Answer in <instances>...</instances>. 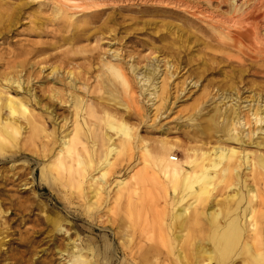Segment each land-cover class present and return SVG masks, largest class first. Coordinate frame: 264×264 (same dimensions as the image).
<instances>
[{
	"label": "rangeland",
	"instance_id": "374dc122",
	"mask_svg": "<svg viewBox=\"0 0 264 264\" xmlns=\"http://www.w3.org/2000/svg\"><path fill=\"white\" fill-rule=\"evenodd\" d=\"M177 1L192 3L197 0H157V6H152L156 10L143 15L136 12L152 10L151 5H145V0H130L126 5L131 10H117L108 24L97 31L88 30L89 33L77 44L85 51L67 45L71 28L69 32L65 29L59 32L57 25L50 21L48 12L41 13L42 22H38L32 16L37 9L31 7L10 25L0 24V73L17 71L16 66L24 62L20 65L25 72L22 78L29 80L30 93L40 100L41 106L51 103L50 108L58 115L56 123L49 120L47 123V131L52 136H60L64 125L61 118H68L71 109L47 99L44 91L53 86L69 90V84L73 83L75 90L72 94L83 103L82 116L93 131L99 153L105 149L101 140L106 137L117 139L104 123L108 115L126 122L151 148L158 147L159 141L164 139L175 143L171 153L180 161H184L187 148L206 149L225 140L226 128L232 121L239 122L236 125L239 133L251 134L253 143L249 144L246 137L240 144L226 141V146L239 150L241 157L250 151L264 154V142L256 145L264 138V133L259 131L264 130V122H254V114L264 117V66H261L264 63L248 65V60H244L247 66L240 70L236 63L225 57L240 54L236 50L219 48L214 40L215 33L204 23L192 20L185 11H178L173 6ZM210 7L216 9L214 3ZM113 11L112 8L105 10L96 26L101 25L107 16H112ZM106 62L124 71L130 81L129 89L125 91L116 82L110 84L106 81L102 68ZM52 67L57 71L53 75L50 74ZM68 70L73 71V78L67 76ZM150 72L153 74L151 85L143 81ZM153 85L158 90L150 95L154 91ZM19 96L28 98L25 92ZM38 108L36 112L45 116L46 113ZM54 142V137L50 142L46 137L39 138L33 146L35 150L46 147L49 151L56 146ZM25 148L32 149L28 145ZM18 155L15 159L0 160V202L3 200L0 205V264H38L43 259H54L55 264H59L54 248L74 235L66 225L65 234L58 233L56 239L52 238L51 227L37 222L42 215L41 202L47 203L46 215L60 214L71 221L75 229H81L78 232L82 239L86 236L97 238L102 233L112 236L108 227L110 223L105 224L108 228L104 225L97 230L96 219L90 220L82 211L85 202L95 200L92 195L96 184L86 181L81 195L73 194L71 189L50 186L40 181V168L52 159L39 158L27 150ZM120 163L124 169L119 171L116 167V173L109 174L101 186L99 216L103 219L100 221L114 218L119 222L123 218L122 203L114 204L119 202L115 200L116 183L124 180L127 185L140 187L139 200L145 211L141 212L138 223L139 217H132V225L136 228L146 217L151 221L152 212L163 207L161 179L151 167L141 163L136 150L123 156ZM184 166L188 169L187 165ZM29 173L34 176L33 186L30 183L23 185L30 182ZM94 174L97 176V171ZM240 174L249 185L244 168ZM61 198L73 205L62 206ZM152 227L153 232L158 230L157 223Z\"/></svg>",
	"mask_w": 264,
	"mask_h": 264
},
{
	"label": "bare ground",
	"instance_id": "6f19581e",
	"mask_svg": "<svg viewBox=\"0 0 264 264\" xmlns=\"http://www.w3.org/2000/svg\"><path fill=\"white\" fill-rule=\"evenodd\" d=\"M129 1L0 0V24L10 25L19 20L27 9L35 7L37 11L32 16L38 22H42L40 14L48 12L50 21L57 25L59 32L63 29L69 32L71 28L67 45L71 49L85 51L77 44L89 33L88 30L97 31L108 24L117 10H131L126 5ZM238 1L240 5H237ZM148 3L152 10L136 13L154 12L156 9L152 6H157V0H145V5ZM213 3L216 9L210 7ZM173 6L178 11H185L192 20L209 27L215 33L214 40L219 48L236 50L240 56L225 57L229 62L236 63L240 70L247 66L244 60H248V65L264 63V0L177 1ZM221 7L226 10L220 11ZM109 8L115 10L112 16H107L101 25L96 26ZM22 64L16 66L17 71L0 73V160L15 159L25 150L39 158L52 159L46 166H41L40 181L64 190L71 189L73 194L81 195L83 186L90 180L97 185L92 195L95 200L85 202L82 211L90 220L96 219L99 224L97 230L110 223L108 227L113 233L112 236L102 233L97 238L86 236L82 239L81 229H75V225L60 214L53 217L46 215L47 203L41 202L42 215L37 222L51 227L52 238L56 239L58 233L65 234L66 225L74 235V238L68 237L67 242L54 248L59 264H264V154L250 151L241 157L239 150L226 146V141L240 144L246 137L249 144L253 143L250 133L242 135L243 132L237 131L239 122L232 121L226 128L225 140L206 149L187 148L184 161H180L171 153L175 143L164 139L159 141L158 147L151 148L126 122L106 115L104 123L117 139L114 141L106 137L101 140L105 149L99 153L93 131L82 116L83 103L72 94L75 85L69 81L71 91L56 86L44 91L47 99L68 105L71 109L68 118H61L64 125L60 136H52L47 131V123L48 120L56 123L58 115L50 108L51 103L41 106L40 100L30 93L29 80L22 78L25 76ZM102 66L107 82L111 84L114 81L125 91L129 89L130 81L119 66L109 62ZM55 72L56 68L52 67L50 74ZM66 74L69 78L74 76L71 70ZM152 76L150 72V76H144L143 81L152 83ZM153 89L150 95L158 90L156 86ZM21 92H25L28 98L20 97ZM37 108L46 115L38 114ZM254 122L262 123L264 117L254 114ZM45 137L48 142L54 137L56 146L49 151L46 147L35 150L34 141ZM263 142L264 138L256 145ZM27 145L32 149L25 148ZM133 150H136L141 163L151 167L161 179L164 205L152 212L151 221L146 217L139 227H133L132 217H139L138 223L142 218L141 212L145 211L139 200L140 187L137 184L127 185L122 180L116 183L115 200L119 202L114 206L122 203L123 218L119 222L114 218L100 221L103 219L99 216L101 186L109 174L116 173V167L119 171L124 169L120 162ZM242 168L247 173L245 177L249 185L241 179ZM96 171L97 176L94 174ZM29 174L30 182L23 185L30 183L33 186L34 176ZM61 199L62 206L73 205L67 199ZM9 202L12 203V200ZM2 203L3 200L0 205ZM111 213L114 214L112 210ZM156 223L158 230L153 232L152 224ZM28 253L31 255V251ZM38 264H55V260L43 259Z\"/></svg>",
	"mask_w": 264,
	"mask_h": 264
}]
</instances>
